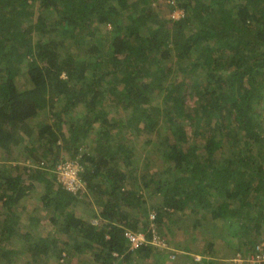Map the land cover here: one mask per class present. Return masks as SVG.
<instances>
[{
    "label": "trees",
    "instance_id": "16d2710c",
    "mask_svg": "<svg viewBox=\"0 0 264 264\" xmlns=\"http://www.w3.org/2000/svg\"><path fill=\"white\" fill-rule=\"evenodd\" d=\"M0 154V264H232L264 228V0H0Z\"/></svg>",
    "mask_w": 264,
    "mask_h": 264
},
{
    "label": "rangeland",
    "instance_id": "374dc122",
    "mask_svg": "<svg viewBox=\"0 0 264 264\" xmlns=\"http://www.w3.org/2000/svg\"><path fill=\"white\" fill-rule=\"evenodd\" d=\"M162 2H164V1H162ZM159 14L168 15V14H171V13H169L167 5L164 4V5H162V9L160 10ZM180 14H181V10H176V11L172 12V15L175 16V17H178ZM20 78H21V81L19 82ZM16 83H17L18 87H22L23 85H25V86L29 85V81L27 80V78H26V76L24 74H22L21 77L16 78ZM42 119L43 118H41V116H37V117H34V119H31L30 123L31 124H35V123L40 122V121L42 122ZM139 147L140 146H138V148H137V152L138 153L136 155V158H138V165H140L142 158L146 154ZM7 156L8 155H6V154H0V167H1V164H4V162L7 161V159H9L8 161L11 162V164H15L17 162V161L10 160V158H8ZM49 156H51V155H49ZM64 156H65V154H61V159ZM41 160H42L41 162H46V160H44V159H41ZM43 189H44V186H42L41 184L35 185V188L30 190L28 195L21 201L22 208H24L23 213H22L23 219L25 220L24 222H28L30 211L33 210V209L37 210V211L34 212V214L37 213L39 216H41L40 219L44 216V214H43V212L41 210L42 209L41 202L39 201L40 196L43 193ZM83 192H86L85 189H84ZM81 194H83V193H81ZM85 206H86L85 203H82V202L79 203L77 205V207L75 208L76 213L78 215L82 216V217L87 216V213L84 212ZM217 223H218V226L220 227L217 230L220 231L221 226H220V224H219L220 222L218 220H217ZM35 226H36L35 231H37L38 234L40 233V231L42 233H44L43 228L47 227L46 221L41 220L40 222H37V224H35ZM22 230L24 231V230H31V229H28L27 224H23ZM200 232L198 233V235L200 236V238L198 239L199 240L198 243H200L201 246H204V244L206 242L204 239H206V238L208 239V237H207V235H202V233H200ZM178 233L179 234L177 235V238H179V239L182 238L183 237L182 232H178ZM203 237H204V239H203ZM13 247H14V245H13ZM219 249L221 251L222 250L224 251L226 248L225 247L223 248V245H220ZM62 254H64V253H62ZM79 255H80L79 252L78 253H73L71 255V258H68V259L65 258V260H61V258H60L59 261H57V262L55 260H53V258H50V260L47 262V264H81L82 262H83V264H86V261H88V256H84V255H80L79 256ZM184 256L185 255H183L182 253H180V254L176 253V255L174 256L173 259L170 256H168V257L166 256L165 261L163 262V264H189V262H191V260L189 258H187V257H184ZM17 258H19V260L17 261V259H16V261L13 262L12 264H25V262H24L25 260L22 259V256H19Z\"/></svg>",
    "mask_w": 264,
    "mask_h": 264
},
{
    "label": "built area",
    "instance_id": "2783aa9c",
    "mask_svg": "<svg viewBox=\"0 0 264 264\" xmlns=\"http://www.w3.org/2000/svg\"><path fill=\"white\" fill-rule=\"evenodd\" d=\"M41 162L40 165H43ZM80 170L79 163L77 160L73 161H63L58 162L51 172L56 175L57 180L68 190L72 192H83L85 189L84 183L81 182L78 172ZM83 190V191H82ZM150 218H154V213L150 212ZM92 223H97V218H92ZM124 236L130 243L131 249H136L144 244H151L156 247H166L165 240L161 239L154 230H151V236L147 238L145 232L143 231H132L128 228L124 230ZM176 255V251L170 254L173 259ZM194 260L199 261L202 257L201 254H192ZM229 261L232 264H264V228L261 229L256 242L253 244L252 248L248 253L242 254L238 252L234 257L230 258Z\"/></svg>",
    "mask_w": 264,
    "mask_h": 264
}]
</instances>
